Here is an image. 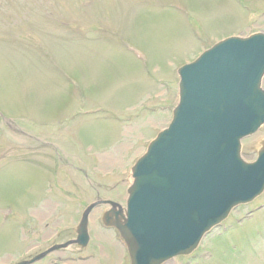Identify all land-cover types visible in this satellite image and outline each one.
Segmentation results:
<instances>
[{
  "label": "rangeland",
  "instance_id": "374dc122",
  "mask_svg": "<svg viewBox=\"0 0 264 264\" xmlns=\"http://www.w3.org/2000/svg\"><path fill=\"white\" fill-rule=\"evenodd\" d=\"M261 32L264 0H0V264L70 232L98 191L122 203L132 166L171 122L177 69ZM263 140L264 127L243 142L246 161ZM263 204L171 264H264V209L252 214ZM95 222L83 257L130 264Z\"/></svg>",
  "mask_w": 264,
  "mask_h": 264
},
{
  "label": "water",
  "instance_id": "95a60500",
  "mask_svg": "<svg viewBox=\"0 0 264 264\" xmlns=\"http://www.w3.org/2000/svg\"><path fill=\"white\" fill-rule=\"evenodd\" d=\"M179 75L174 120L134 168L128 217L117 224L133 264L192 253L264 190V147L254 164L240 154L241 140L264 123V35L227 40Z\"/></svg>",
  "mask_w": 264,
  "mask_h": 264
},
{
  "label": "bare ground",
  "instance_id": "6f19581e",
  "mask_svg": "<svg viewBox=\"0 0 264 264\" xmlns=\"http://www.w3.org/2000/svg\"><path fill=\"white\" fill-rule=\"evenodd\" d=\"M102 156V155H101ZM88 264H90V263H88Z\"/></svg>",
  "mask_w": 264,
  "mask_h": 264
}]
</instances>
